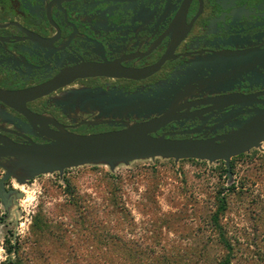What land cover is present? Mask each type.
I'll list each match as a JSON object with an SVG mask.
<instances>
[{
	"label": "water",
	"instance_id": "1",
	"mask_svg": "<svg viewBox=\"0 0 264 264\" xmlns=\"http://www.w3.org/2000/svg\"><path fill=\"white\" fill-rule=\"evenodd\" d=\"M154 11L150 17V32L144 33L145 45L140 55L133 56L130 60L118 59L116 63L103 61L101 63L81 62L67 55L50 37L40 36V40L25 37L23 42L33 49V53H24L13 46L11 42L6 45L4 57L1 59L0 68L3 77L12 81L35 80L43 77L47 71L55 74L48 75V82L29 89H0V121L13 123L7 118L3 106L15 113H20L28 119L30 125L46 128L49 133L44 142L28 140L27 143H17L0 135V206L3 208L0 221L1 229L5 219L14 212L15 227L18 226V200L24 197V192L17 187L31 185V181L41 175L58 174L59 180L63 179L66 170L84 165L107 166L114 173L120 166H129L135 161H154L156 158L169 160L174 164L180 160L194 159L206 161L209 164L223 163L226 185L233 182L232 160L241 154H249L252 150H260L264 144V99L256 102L249 98L254 94L231 92V88H223V94L215 95L213 88L217 83L229 82L237 73L242 74L243 81L255 86L264 87V46L251 49L253 42L247 40L244 24L257 21L264 25V0H221L215 2L216 7L206 4L204 9L198 11L197 17H202L200 25L217 26L223 33L218 41L214 38L204 47H213L214 51L200 50L181 55L185 60L179 64L183 70L181 75L163 80L161 76L157 83L148 89L138 88L134 91L122 89L90 88L88 86L69 87L62 91L59 88L69 85L76 79L93 77L125 78L142 80L157 75L161 66L171 62L168 53L170 47L164 48L163 54L156 63L148 66H138L143 57L150 58L153 51L160 53L163 47L156 49L161 40L170 37V28H177L184 22L187 15L188 0H148ZM160 6L159 9H157ZM148 9V8H147ZM150 9V8H149ZM176 12L173 15L168 11ZM119 15L105 13L107 18ZM118 17V16H117ZM116 17V18H117ZM169 17V18H168ZM165 19L160 23L161 19ZM168 18V19H167ZM138 21L143 22L140 17ZM170 24L168 25V22ZM164 32L154 37L153 29L158 31V26ZM205 25V26H204ZM167 26V27H166ZM166 27V28H165ZM229 31L227 32V30ZM49 34V33H47ZM208 35H216L207 30ZM172 36V35H171ZM153 39L152 42H150ZM185 35L179 39L175 47L184 41ZM172 41V39H171ZM218 42V43H217ZM169 44V43H168ZM56 46V48L54 47ZM172 46V48H173ZM90 46H87L88 50ZM90 52L95 53L94 48ZM175 57L177 59L179 57ZM33 58V62L30 59ZM134 63L128 66V63ZM234 64L240 70L230 73L224 72L228 65ZM159 65V67H158ZM156 68L154 69V67ZM158 67V68H157ZM170 67L165 70L169 71ZM97 69L100 72H96ZM116 69L118 71L113 72ZM172 76V75H171ZM61 82L59 85L58 83ZM251 86V85H250ZM217 91H220L217 89ZM227 93H226V92ZM198 93H200L198 95ZM262 95L261 92L257 96ZM47 96L55 106L64 114L73 115L81 112L90 118L81 120L85 125L109 124L120 126L119 129L97 133H76L68 131L64 125L52 121L54 129L48 127L44 114L38 115L26 107L27 101ZM200 98L199 103L188 100ZM18 103H21L20 105ZM187 104V105H185ZM206 106L204 113H217L225 111L222 118H217L218 128H230L227 132L211 137H172L167 133L157 134V131L166 123L169 117H178L176 112H189L196 105ZM257 104L262 105L258 107ZM194 112V111H193ZM189 112V113H193ZM240 113L248 114L246 118L238 119ZM179 113V116H183ZM67 116V117H68ZM211 116V115H210ZM69 118V117H68ZM233 118V119H232ZM178 119V118H177ZM232 119V120H231ZM18 129V124H13ZM28 128V125H25ZM11 179L17 187L7 188L6 182ZM16 237L14 231L13 239Z\"/></svg>",
	"mask_w": 264,
	"mask_h": 264
},
{
	"label": "rangeland",
	"instance_id": "2",
	"mask_svg": "<svg viewBox=\"0 0 264 264\" xmlns=\"http://www.w3.org/2000/svg\"><path fill=\"white\" fill-rule=\"evenodd\" d=\"M232 164L236 189L226 195L221 222L240 243L232 242L237 250L233 262L264 264V221L257 220L264 216V144ZM226 182L222 162L185 159L174 164L160 158L135 161L114 173L107 166L84 165L66 170L62 180L56 173L41 175L21 187L9 180L7 188L17 187L25 195L18 200V226L14 212L4 220L0 264L9 258L14 243L21 264L31 263L34 252H39L41 264H216L223 252L211 223ZM68 200L88 203L94 210L88 220L102 226L88 232L81 224L76 231L69 225L63 231L78 215ZM39 213L61 240L45 233L34 241L32 225ZM105 231L111 238L103 241Z\"/></svg>",
	"mask_w": 264,
	"mask_h": 264
},
{
	"label": "flooded vegetation",
	"instance_id": "3",
	"mask_svg": "<svg viewBox=\"0 0 264 264\" xmlns=\"http://www.w3.org/2000/svg\"><path fill=\"white\" fill-rule=\"evenodd\" d=\"M216 1L221 2V0H188L187 15L184 22L180 23L175 29L173 27L170 28L169 32L172 38L161 40L160 45L156 47V49L163 47L161 52L156 53V51H153L150 54V58L143 57L141 63L135 65V67H140L156 63L163 54L164 48L170 47L171 50L168 53V57L173 60L164 63L157 75L138 81L97 75L76 79L57 91H62L69 87L88 86L102 89L116 88L128 92L138 88L148 89L156 84L157 79L161 76H164L162 77L163 80L169 82L168 79L182 74L183 68L179 64L185 58H181L179 54L198 52L200 50H205V52L214 51L216 49L213 47H204V45L214 38H218V41L223 40L221 38L223 33L219 34L220 30L217 26L204 25L205 29H203L200 25L202 17L196 18L198 11L200 12L204 9L206 4H209V7H216ZM157 7V9L160 8L158 5ZM151 10L154 11V8L148 0H0V62L4 57L5 47L9 42L13 43L12 45L16 46L21 52L33 53L34 50L23 42V39L29 37L40 40V36L42 38L43 36L52 38L54 44L65 49L70 58L74 60L80 59L81 62L101 63L106 61L116 63L120 58L128 61L133 56L140 55L141 52L146 50V48L142 49L146 39L143 34L151 33L148 24L151 22L150 17L153 15ZM116 11L119 13L118 17L107 18L105 16V13H114ZM168 12L173 14L169 19L172 21L171 18L176 12L171 10ZM137 17H140L143 22L138 21ZM164 21L165 19L162 18L160 23ZM171 21L168 22V25ZM161 27V25L158 26V31L153 29L155 38L164 32V28L161 29ZM244 29L247 40L253 42L251 49L264 46V25L261 26L254 20L244 24ZM207 30L216 35H208ZM184 35L186 38L184 41H181L176 47L173 44L171 45L172 42L175 44ZM152 41L153 39L150 42ZM87 46H90L88 50L86 49ZM54 47L56 48L55 45ZM92 48H94L95 53L90 52ZM178 55L179 57L174 59ZM30 61L33 62V58ZM133 63L134 60L129 62L128 66ZM166 67H170L168 75L165 70ZM238 70H240V67L230 64L224 72L230 73L233 71L237 73ZM43 71L47 72V74L45 73L41 78L28 81L19 79L12 81L0 75V89L23 90L44 85L48 82V75L53 76L55 73L52 70L47 71L46 68H43ZM112 71L116 72L118 70L113 69ZM262 71L264 72V69ZM96 72L100 71L97 69ZM1 73L2 70L0 68ZM243 77L242 74L237 73L234 78H230L229 82L217 83L216 87L213 88L214 94L217 95L219 92V94H223V88L228 87L231 88V92L254 94V97L249 98L254 103L257 99H264V87L255 86L253 83L250 86L243 81ZM217 89L220 91H217ZM259 92L262 95L257 96ZM198 100L200 98L188 100L191 103L187 104L199 103ZM18 104L20 105L21 103ZM257 106L262 107L260 104H257ZM3 107L8 114L7 118H11L13 123L0 121V135L17 143H27L28 140L34 142L45 141V137L49 133L46 128L39 130V126L30 125L26 116L24 117L20 113L17 114L6 106ZM26 107L38 115L44 114L48 127L51 129H54L51 124L52 121L64 125L68 131L84 134L120 128V126L109 124H82L80 123L81 120L90 118L87 114L79 112L68 116L70 111L68 114H64L47 96L27 101ZM205 107L197 104L189 110V112L194 111L193 113L176 112L178 119L175 116L169 117L168 120L170 122L161 127L157 134L167 133L169 136L181 138L190 136L211 137L227 132L230 128L226 126L218 128L216 127L218 122H214L217 118H222L226 110L218 111L214 114L210 112L204 113L202 110ZM183 112L184 115L179 116V113L183 114ZM247 116L248 114L240 113L236 117L242 119ZM13 124H18V129ZM25 125H28V128Z\"/></svg>",
	"mask_w": 264,
	"mask_h": 264
},
{
	"label": "trees",
	"instance_id": "4",
	"mask_svg": "<svg viewBox=\"0 0 264 264\" xmlns=\"http://www.w3.org/2000/svg\"><path fill=\"white\" fill-rule=\"evenodd\" d=\"M232 163H233V160H232ZM232 168H233V166H232ZM224 169H225V167H224ZM225 171H226V169H225ZM235 189H236V186L233 183L230 186L224 187L222 191H219V193H218L219 196L217 199L218 206H217L214 214L212 215V223H211L212 226L211 227L213 228L214 234L216 235V238L214 240L220 246V248L223 252L220 255V257H218L216 264H235V262H233V261H235L237 259V256H236L237 250L235 253V251H234L235 248H234L232 242L237 243L238 238L236 236L229 235V232L226 229L225 225L221 222V218H222L225 210H227L226 195L234 192ZM223 192H224V194H223ZM68 203H71V205L73 207H76L75 212L78 213V215L75 214V216L73 215L74 217L72 216L70 218L71 221L69 220L67 222V224H65L63 226V228H62L63 231H68L69 225H71L72 229L74 227L75 231H76L77 226L79 224H81L82 228L84 229L83 231L86 230L88 232H91V231H97L98 230V225L100 224L99 221L95 220L94 222H92L91 219L88 220L89 214H91L94 211V210L92 211V207H90L88 203L80 202V200L79 201L78 200H76V201L75 200H68ZM2 220H3L2 215H0V221H2ZM257 220L260 221V223L263 222L264 216L258 215ZM101 223H102V221H101ZM101 226H102V224H100V227ZM32 227L35 230L34 236L36 239H34V241H36V242H37V237L41 236L45 233L50 234L51 236L57 238L58 240H61L60 237L58 238L55 236L52 229L50 228L48 218L41 213H39L36 216V219H34ZM55 228L58 229V228H60V226L58 227V225H57V226H55ZM80 230H81V228H80ZM108 233H109V231H105L102 233L103 237L101 239L103 241L105 239L111 238V236L107 235ZM100 235L101 234H99V236ZM90 236H92V234H90ZM235 237L237 238V240ZM238 244H240V243L238 242ZM15 246H16L15 243H14V245L11 244V247L13 248V250L10 251L11 255L2 264H21V261L23 260V258L22 259L16 258V256H15L16 251L14 249ZM18 249H19V241H18ZM9 250H10V248H9ZM40 258H41V256H40L39 252H38V254H36L34 252L33 258L29 259V261L31 262L29 264H41V263H39ZM238 259H241V258L238 257ZM148 264H152V263H148Z\"/></svg>",
	"mask_w": 264,
	"mask_h": 264
},
{
	"label": "clouds",
	"instance_id": "5",
	"mask_svg": "<svg viewBox=\"0 0 264 264\" xmlns=\"http://www.w3.org/2000/svg\"><path fill=\"white\" fill-rule=\"evenodd\" d=\"M0 252H3V249H0ZM0 259H3V257H2V256H0Z\"/></svg>",
	"mask_w": 264,
	"mask_h": 264
}]
</instances>
